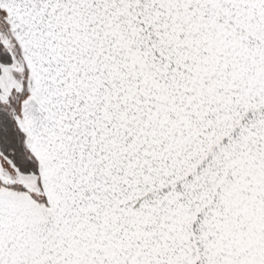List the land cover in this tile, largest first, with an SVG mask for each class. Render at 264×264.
Listing matches in <instances>:
<instances>
[{"label": "snow or ice", "instance_id": "snow-or-ice-1", "mask_svg": "<svg viewBox=\"0 0 264 264\" xmlns=\"http://www.w3.org/2000/svg\"><path fill=\"white\" fill-rule=\"evenodd\" d=\"M0 264H264V0H0Z\"/></svg>", "mask_w": 264, "mask_h": 264}]
</instances>
